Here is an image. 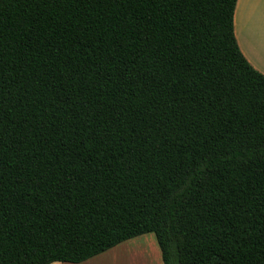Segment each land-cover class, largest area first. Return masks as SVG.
<instances>
[{
    "label": "trees",
    "instance_id": "16d2710c",
    "mask_svg": "<svg viewBox=\"0 0 264 264\" xmlns=\"http://www.w3.org/2000/svg\"><path fill=\"white\" fill-rule=\"evenodd\" d=\"M236 0H0V264L153 233L163 264H264V74Z\"/></svg>",
    "mask_w": 264,
    "mask_h": 264
},
{
    "label": "crops",
    "instance_id": "0c3cea01",
    "mask_svg": "<svg viewBox=\"0 0 264 264\" xmlns=\"http://www.w3.org/2000/svg\"><path fill=\"white\" fill-rule=\"evenodd\" d=\"M233 22L235 38L241 52L253 67L264 74V0H236ZM143 235L131 237L116 245L119 246L129 240L130 242L134 241L135 246L146 247V244L139 241V239H147L148 244L149 242L151 244L150 252L149 250L145 252L148 257L145 258L144 253L140 256H143L142 258H145L148 264H163L161 253L159 254L157 252L156 247L158 244L155 241L156 238L154 240L152 238H146ZM115 246L79 262L53 261L48 264H93L102 257L104 259H112L114 258L113 255L115 253L117 254V250H113Z\"/></svg>",
    "mask_w": 264,
    "mask_h": 264
},
{
    "label": "rangeland",
    "instance_id": "374dc122",
    "mask_svg": "<svg viewBox=\"0 0 264 264\" xmlns=\"http://www.w3.org/2000/svg\"><path fill=\"white\" fill-rule=\"evenodd\" d=\"M143 236H145L146 238H152L155 240V235L153 233H146ZM138 238H141V237H138ZM133 240H136V239H133ZM145 240L139 239V241L146 244V247H140L138 245L135 246L134 241L130 242L129 240L125 241L119 246L116 245L115 248L113 249V250H117L116 251L117 254L115 253L113 255L114 258L104 259L102 257L98 261H96V263H93V264H148L147 261H145V258H147L148 255H146L145 252L147 250H149L150 252L151 244L150 242L148 244L147 239ZM156 248H157V252L160 254L158 246ZM143 253H144L145 258H142L143 256H140L141 254L143 255ZM134 259H136V261H134Z\"/></svg>",
    "mask_w": 264,
    "mask_h": 264
},
{
    "label": "bare ground",
    "instance_id": "6f19581e",
    "mask_svg": "<svg viewBox=\"0 0 264 264\" xmlns=\"http://www.w3.org/2000/svg\"><path fill=\"white\" fill-rule=\"evenodd\" d=\"M131 251V250H130ZM133 251V250H132ZM134 261H136V259H134Z\"/></svg>",
    "mask_w": 264,
    "mask_h": 264
}]
</instances>
